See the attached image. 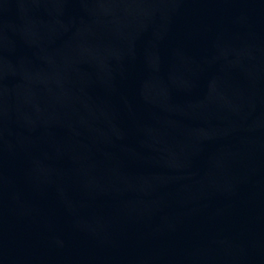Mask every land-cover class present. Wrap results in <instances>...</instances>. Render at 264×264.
Masks as SVG:
<instances>
[{"label":"water","instance_id":"water-1","mask_svg":"<svg viewBox=\"0 0 264 264\" xmlns=\"http://www.w3.org/2000/svg\"><path fill=\"white\" fill-rule=\"evenodd\" d=\"M0 264H264V0H0Z\"/></svg>","mask_w":264,"mask_h":264}]
</instances>
